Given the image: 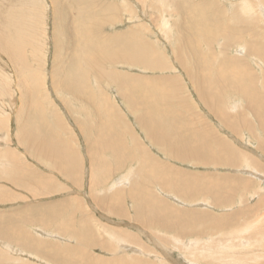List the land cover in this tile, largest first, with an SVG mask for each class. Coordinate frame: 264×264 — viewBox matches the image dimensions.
I'll return each instance as SVG.
<instances>
[{
  "label": "bare ground",
  "instance_id": "bare-ground-1",
  "mask_svg": "<svg viewBox=\"0 0 264 264\" xmlns=\"http://www.w3.org/2000/svg\"><path fill=\"white\" fill-rule=\"evenodd\" d=\"M11 1H13L12 6L6 8V11H3L2 9L5 10V7L0 5L3 15L8 16V20L5 22L0 16V49L9 55L15 64L20 77V89L25 93L23 97L27 104L31 105V110L33 108L38 113L30 117L33 112L31 114L28 112L27 104V108L20 110L21 119L17 122V126L20 128L19 142L33 159L49 166L51 174H55L54 171L59 172L58 174L62 175L65 180L76 184L79 178H82V170L75 149L70 146L69 141L62 139V136L61 138L46 125L43 114L41 115L36 104L42 82L37 76L38 71L33 70L24 55V49L28 47L30 53L32 52V59L34 57V63L41 61L37 52L44 46L43 6L39 0ZM52 1L55 6L53 10L56 21L55 63L59 64H56L59 68H53L52 82L56 90L54 92L55 95L58 94L61 97L62 102H64L63 95L65 93L66 97H70L68 102L71 106H69L75 108V111L70 109L73 112L72 116L85 137L91 163L89 171L90 198L97 206L93 205V208L101 209L106 213V218L118 226L103 224L97 217V223H92L93 220L91 221L89 212L93 210L85 209L81 203L77 205V212L75 207L71 211L74 213H68L69 210L63 211L61 208L63 211L59 212L61 214L52 215V212L50 217L44 216L39 219L40 223L35 224L30 221L29 223L32 222L31 224L34 226L38 224L44 226L47 229L44 232L49 237H43L42 234H37L38 236L31 234L33 238L27 239L30 242L27 245L25 242L27 240L20 235L22 231V233H30L26 229L28 228L26 226H31L29 223H24L25 228L17 233L5 229L4 222L0 219V264H181L172 259L173 252L168 248L175 247V245H171L168 238V240H163L164 245L167 244L165 247H157L159 254L154 257V252L147 247L145 240L147 238L150 242L148 244L156 247L153 233H157V231L179 240L178 242L175 240L177 246L180 241L185 243L184 240L192 238L190 239L192 244L190 243L188 248L197 250L191 249L190 252V255L194 256L191 258V262L194 264H264V165L245 152L234 148L228 141L219 138L220 136L218 137L208 126H205L206 131L200 135L197 132L198 124L201 125L200 120L197 124L194 118L185 113L186 106L181 102L178 93L171 88L173 83H177L175 80L161 77L160 80L150 81V79L146 82H138L135 77L132 78L118 70L125 67L138 68L137 66L146 68V70H154L156 67L151 61V58L155 57V53L151 50L152 46L148 41L142 39L141 35L137 41H133V38L129 42L128 33H116L107 39L110 42L108 45L106 40L102 43L101 41H97L95 44L91 43V32L94 28L97 30L92 18L98 19L100 16L104 18L105 15L104 21L109 25L111 23L109 16H116V6L106 3L104 0ZM159 1L161 7L165 8V5L168 4L170 9L174 6L177 15L183 11L185 18L190 21L187 22L189 28L186 26L185 31L196 36L194 41L197 39L196 43L201 47V50L195 48L196 44L195 46L187 45L188 50L187 46L181 48L179 42L182 41L184 34L176 36L173 24L174 26L170 25L169 28V31L176 36L173 53L177 62L185 70L187 79L195 84L198 96L211 111L209 114L220 122L230 138L238 144L244 142L243 145L241 144V148L245 151H248L245 135L249 133V137L257 139L262 152L260 159L264 160V75L258 79L254 73L257 69L252 71L253 69H249L248 66L254 62L259 68V72L264 73V0H204L201 3L194 0ZM122 5L125 6L122 14L131 12L127 3ZM254 8H259V12L255 15L253 14ZM8 11L10 13L6 14L5 12ZM165 11V17H168ZM94 21L96 24L99 22ZM117 21L119 22V19ZM166 23L168 22L165 18L163 24L167 25ZM103 24L102 26H104ZM181 24L185 23L181 22ZM98 27L101 29V26ZM213 27L215 29L212 31ZM179 30L181 31L180 27ZM210 30L214 35H209ZM142 31L138 32L142 33ZM210 37L212 40L214 37L217 39L220 37L221 40V42L219 40V54L221 53V55H214L213 62H218L223 57L227 68L218 66L216 69V63L213 64L214 66H210L212 62H209V58L213 56L208 57L209 65L207 64L205 57L211 52L205 51L207 54L204 55L203 49L204 46H209ZM104 43L111 50L102 52L100 48H104ZM72 48L73 51H71ZM233 51L238 55L231 56L230 52ZM158 55L161 56L159 53ZM239 68H242V72L238 71ZM245 75L248 76V79ZM106 85L116 89L118 95L122 97L123 104L135 116L138 129L144 133L149 144L157 147L169 160H176L182 164H194L196 167L213 166L217 171L220 170V167L237 169L246 167L247 171L244 173L249 176L220 175V173L219 176H205L203 173V177L197 174L187 175L180 169L172 167L170 161L168 163L167 160V163H164L158 160L157 156L154 157L155 155H152L151 151L149 152V149L143 147L144 144L141 145L134 137L135 134L131 127L125 123L121 111L109 100V96L107 97L102 89ZM93 88H95L96 94L91 90ZM96 97L99 100H96ZM95 100L99 101V104L94 102ZM48 110L61 129L59 121L62 119L56 110L52 109L51 114L49 105ZM70 110L67 109L69 115ZM94 111L100 117L101 127L99 128L94 123L96 121L94 120L95 114L92 113ZM113 114L118 120L116 130L119 134L114 132L117 144L125 145L126 141L123 136H129L132 141L131 146L126 147L129 157L128 160L126 157L127 161L122 160L124 163L121 162L123 165L121 169L126 170L127 162L132 165H130L129 172L122 176V179L118 178L119 180L110 187V183L114 181L113 175L120 170L121 165L114 166L108 164L106 160L107 163H100L97 155L98 151L110 152L113 156L118 153L117 151V153L113 152L116 145H113L112 139L105 135L106 133L103 137L98 135L99 131L107 126ZM195 124H197L195 128L197 131L193 129ZM110 126V131H113L115 125ZM188 126L193 130L189 132ZM193 140L197 141L194 143ZM122 144H119L117 148L119 149L118 155L125 147ZM208 151L210 154L206 156ZM9 153L10 159L8 154L2 156L12 164L17 161V164L12 165L10 170H2L0 181L10 182L13 186L25 187L32 193L36 187L40 188L41 185L43 189H48L45 193L56 192V189L55 192H51L54 191V186L58 187L54 177L36 176L32 170L26 173L25 167L19 165L20 159L17 160L11 156V152ZM124 157L121 156L117 159H124ZM142 163L147 164L145 167L149 164L151 172L144 169ZM25 164L27 163L25 162ZM135 164H138L136 166L139 167L134 168ZM155 167L158 174L155 173ZM164 169L165 171L162 172ZM170 170L173 172L174 175L171 173L173 176L168 174L167 171ZM252 175L256 179H253ZM131 176L134 178L132 184ZM156 190L158 192L161 190L170 199L173 195L186 203L199 202L203 199L205 202L201 206L205 209L206 206H209L224 211L236 203L239 207L236 210L231 208L232 212H224L221 216H214L205 210L202 212L186 208L184 210L175 209L159 196L160 194H156ZM57 191L60 192V190ZM248 194L253 198L258 197L255 205L249 204ZM75 198L74 196L72 202H75ZM127 199L133 213L129 208L128 210L125 208ZM79 200L76 202L79 203ZM88 210L89 212H87ZM78 214L81 219L77 217ZM111 216L118 217L119 223L114 222ZM34 226L32 225V227ZM129 229L137 230L138 233ZM204 239L209 241L205 242L201 248H197ZM13 247L18 248L17 250L29 257L31 256L29 259L35 260L36 263L27 258H18L19 256L13 257L18 260L11 258L10 253L12 249L15 250ZM183 247L185 246L183 245ZM183 247L180 249L185 251Z\"/></svg>",
  "mask_w": 264,
  "mask_h": 264
},
{
  "label": "rangeland",
  "instance_id": "rangeland-1",
  "mask_svg": "<svg viewBox=\"0 0 264 264\" xmlns=\"http://www.w3.org/2000/svg\"><path fill=\"white\" fill-rule=\"evenodd\" d=\"M104 1L106 3H110V4H113L114 6H116L117 13L115 14L116 16H109V19H111V20H109L111 22V23H109V25L106 24L107 22L104 21L105 15H104V18H103V16L98 17V19H95L94 17L92 18V19L96 20V22H98V21L99 22L97 23L98 24L97 25L96 23H94L95 21L93 20V24H94V26L95 25L97 26V30H96V28H94L93 32H91V35H92L91 43L95 44V43H97V41H101V43L105 42V40L107 41L108 38L112 37L116 33H126V34L128 33L127 35L129 36V40H128L129 42H131V39H133V38H134L133 41H137V39L141 35L142 39H145L146 42L148 41V43H150L152 46L151 50L155 53V57H152L151 61L155 64V66L157 68L154 67V70H146V68L143 69L141 66H137L138 68L129 67L130 68L129 69L128 67H125V68H119L118 70L122 71V73H126V74L130 75L132 78L135 77V79H137L138 82H142V81L146 82V81H149L150 79H151L150 81L156 80V79L160 80L161 77L164 79L168 78L170 80H172V79L175 80V82H177V83H173L172 85L171 84H169V85H171L172 90H175L178 93L181 102L184 103V106H186V109H184L185 113L188 116L194 118L196 120L197 124H198V120H200L201 125L198 124V131L195 129L197 124H195V126H193L194 131H197L200 134L203 131L205 132L206 131L205 126L206 127L208 126V127H210V129H212V131L215 134L218 135V137L220 136L219 138L228 141L230 144H232L234 146V148L238 149L239 151L241 150V151L245 152L247 155H249L253 159H257L261 164L264 165V160L260 159V158H262V157H260V154L262 152L259 149V141L252 136L249 137V133H247L245 135V144H247V146H248V149H247L248 151H245L244 149L241 148L242 143L238 144L236 141H234L232 138H230V136L227 135L228 134L227 130L224 129V127L220 124V122L216 118H214L211 114H209V112H211V111L208 109V107L205 105V103H203V101L198 96V94L196 92L195 84L190 79L189 80L187 79V77L184 73L185 70L182 68V66L179 64V62H177V60L175 59V56L173 53L174 52L173 48L175 45V37L177 36V34H182V35L184 34L182 41L179 42V44L181 45V48L182 47L185 48L187 45H191V44H193L195 46V44H196L197 46H195V48L196 49L198 48V50H201L200 49L201 47H199L198 44L196 43L197 39H196V41H194V38L196 36H194L193 33L190 34L188 31L187 32L185 31L186 26H187L186 28H189V26L187 25V22L189 20H188V18H185L186 16L183 14V11H180V13L178 15H181V16H178L174 6H172L173 8L171 7L170 9H169L168 4L165 5V8L161 7L159 0H139V1H137V0H104ZM194 1L200 2V3L202 1L204 2V0H194ZM0 2H1L0 5L2 7H5V10L4 9H2V10L6 11V8H9L12 6L13 1H11V0H8V1L7 0H0ZM39 2L42 4L43 10H44L43 11V13H44L43 14L44 29L42 31V32H44V36H43L44 46L41 47L40 50L37 52V54H38L37 56H39V60H41V61H39L38 63H34V57L32 59V57H31L32 52L30 53V48H28V47H26L24 49V53H25L24 55H25L26 60L29 62V65H31V67H33V70L38 71L37 76H39V78L41 79L40 82H42V85L39 84L41 88L39 89L38 97L36 98V104L38 106V109L40 110L41 115L43 114L45 123L50 128V130L59 134L60 137L62 136L63 137V138L61 137L62 139H66L67 141H69L70 146H72L75 149V153L77 154V157L79 159L80 169L82 170V178H79V176L81 177V174H80L78 176V178H79L78 183L72 184L71 182L65 180V178L62 175H59L58 174L59 172H56L53 170L55 172V174L54 173L51 174L50 173L51 168L49 166L47 167L45 164H41V163L37 162L35 159H33V157L29 155L28 151L20 144L19 137H18V133H19L20 128L17 126V122L19 121V119H21L20 110L23 108L29 107L28 112L30 114L33 112L32 115L27 113L28 115H30V117H33V116L37 115L38 113L33 108L31 110V105L30 104L28 105L27 101H25L26 99L23 97V95L25 93H23L24 90L20 89L21 88L19 86L20 77H19V73H18V70H17L15 64L9 58L10 56L5 54L0 49V173L2 172V170H5V169L10 170L12 165L17 164L16 163L17 161L14 162V164H12V162L7 160L6 157L2 156L5 154H8L7 156L9 158V156H10L9 152H11L12 153L11 156L16 158L17 160L20 159L21 163L19 165L25 167L26 173H29L32 170L36 176L38 175V176L43 177V178L45 176L46 177H48V176L54 177V181L58 185V187L54 186L56 188L53 187L54 191H51V192H55V189H56L55 193H48V192L45 193V191H48V189H46V190L43 189L42 185L40 186V188L36 187L34 189V192L32 193L30 190H28L25 187L22 188V187H18L16 185L13 186V184L10 182L0 181V212H1L0 213V219L2 220V222H4V226L6 227L5 229H9V230H12V232L14 231V232L18 233L19 230H22L23 228H25L26 225H24V223H29L30 221H32L35 224L40 223V222H38L39 219H41L44 216L50 217V213H52V212H53L52 215H54L56 213L59 215L65 210H69L68 213H74L71 211H73L75 209L77 212V210H78L77 205L82 203L85 206L84 207L85 209H89L90 211L93 210L92 212H89V210L87 211V212L91 213V221L93 220L92 223L93 222L97 223L96 222L97 221L96 217H97V218H99L100 222H102L103 224H107V225L110 224V225L118 226L114 223H111L106 218V213L103 212L101 209L96 208L97 206L95 204H93V200L90 198L91 195H90V189H89L90 186L89 185L91 183L89 184V182H90V177H89L90 172L89 171H90V164L91 163H90L89 153H88V149H87L88 148L87 143H86L85 137L83 136L82 131L79 129L80 127L77 125L76 120H74V118L72 116L73 112H71V110L75 111V108L74 107L70 108L71 104H69V102H68L70 97H66L65 96L66 93H65V95H63V101L65 103L62 102L61 97L58 94L55 95V92H54L55 88H54V85L52 82V75L54 72L53 68H55V67L59 68L58 67L59 64L55 63V54H56V50H55V40L56 39L55 38L56 37H55L54 33H55L56 21L54 19V10H53L55 8L54 2L52 0H39ZM123 3H127L128 7L131 9V12L123 13V14L121 13L125 9V6L122 5ZM129 3H130V5H129ZM10 9H9V11H10ZM165 9H166V11H165ZM206 9H207V7H206ZM258 10H259V8H254L253 14L254 15L257 14L259 12ZM9 11L5 12V13L9 14L10 13ZM164 11L166 14H168V17H165ZM3 14L4 13L1 12V10H0V16L2 17V21L5 22L6 20H8V16L5 15L6 16L5 17ZM134 15H136V16H134ZM179 17H180V19H179ZM165 18L167 19V22H168V23H166L167 25L163 24ZM118 19H119V22L117 21ZM181 22L185 23V24H181ZM103 23H105V24H103ZM176 23H177V25H176ZM93 24H92V26H93ZM102 24L104 26H102ZM173 24L175 25V29L173 28V31H174V34L176 36H174V34L169 31L170 25L174 26ZM263 25H264V23H263ZM98 26H101V29ZM179 27H180L181 31L179 30ZM131 28H132V30H130ZM214 29H215L214 27L211 28L212 31ZM129 30L132 32H130ZM175 30H176V32H175ZM211 30L209 31V35H211V34L214 35V33L211 32ZM91 31H92V29H91ZM138 31H142V33H139ZM68 36H69V34H68ZM210 39H211V37H210ZM219 40H220V37L218 39L214 37L213 40L211 39L209 41V46L206 45V46H204V49H203L204 55H206L208 53L207 51H209V53L211 52L210 54L206 55L207 58L205 57V60L208 62V57L213 56L212 58L211 57L209 58L210 59L209 62H212V64H210V66L216 63V65H217V67L215 66L216 69L218 68V66H223V68H227V67H225L226 61H224V59H222L223 57L220 58V60L217 59L218 62H215V61L213 62V60H214L213 58H215L214 55L215 56H216V54L218 55L219 51H220L219 50L220 49L219 44H220L221 40H220V42H219ZM176 42H178V41H176ZM214 42H215V44H214ZM109 43L110 42H108V41L106 42L107 45ZM72 44H74V41H72ZM106 44L104 43V48L103 47H102V49L100 48V50H102V52L107 51V50H111L110 47L107 46ZM210 45L211 46L213 45V46L211 47ZM73 48L71 51H73ZM202 48H203V46H202ZM208 48H209V50H208ZM213 48L217 49V51H214ZM187 50H188V46H187ZM156 51L159 54H161V56L158 55V53ZM184 51H185V49H184ZM230 53H231V56H233V57L238 55V53L235 51L230 52ZM189 54H190V51H189ZM189 54L187 53L188 56H189ZM219 55H221V53ZM209 62L207 63L208 65H209ZM56 64H58V65H56ZM248 66H249V69H253L252 71L257 69L256 72H258V73L254 72L256 74L255 77H257L258 79L263 77L264 73H261V71L259 72V68L256 67V64L254 62H251L250 65H248ZM215 68H213V69L216 70ZM225 70H227V69H225ZM238 71L242 72V68H239ZM257 74H258V76H257ZM259 74L260 75L262 74V75L260 76ZM246 78L248 79V76H246ZM137 80H136V82H137ZM92 86H93V84H92ZM93 89H91V90L94 91V93L96 94L97 92H95V88H93ZM102 89H104L106 96L107 97L109 96L108 97L109 100H111V102L118 108V110L121 111L120 113H121L125 123L127 125H129V127H131L133 133L135 134L134 137L138 139V141L141 145L144 144L145 146L144 145H142V146L145 148L147 147L146 149L147 150L149 149V152L151 151L150 153L152 155L153 154L155 155L154 157L157 156L158 160H160L164 163H167V160H168V163L170 161V165H172V167H175L176 169H180L184 174L187 173V175L188 174H191V175L197 174L199 176L202 175V177H203L204 175L205 176H207V175H209V176H211V175L215 176L216 175L217 176L220 173V175L241 176V177L249 176L246 173H244L245 171H247L246 167H242V168L238 167V169L237 168H229V167H220V170L217 171L215 168H213V166L212 167L206 166V168L204 166L203 167L202 166L196 167L194 164H192V165L187 164V163L182 164L181 162H178L176 160H172V159L169 160V158L165 157V155L157 147L152 146L151 143L149 144V141L147 140L146 136H144V133L141 131V129H138L139 127L136 124L135 116L132 115L129 112L128 108L125 106V104H123L124 102H122L123 101L122 97H120L118 95V93L116 92V89L113 87H109L108 85H106L105 88L103 87ZM231 98H235V97H231ZM96 100H99V99L96 97ZM96 100L94 102H97V104H99V101H96ZM26 104L28 105L27 107H26ZM48 105L50 107L51 114H52V109H54V110H56V113L58 114V116L62 119V121H59L61 124V129L55 123V121L53 120V117L50 116L49 110H48ZM51 105H52V107H51ZM91 108H92V106H91ZM67 109L68 110L71 109L70 115L67 112ZM91 111H92V109H91ZM92 113H93V115L94 114L96 115V116L94 115V117H95L94 120H96V121L93 120L95 125L98 128L101 127V125H100L101 122H99L100 117H98L99 115L97 113H95V111ZM111 116H112V118H111V120L109 119L108 123H111L113 121L114 122L111 124L107 123V126L104 127L105 130L102 128V130L99 131V134L98 133H95V134L101 135V137H103L105 135L109 136V138L112 139L111 142L113 143V145L114 146L116 145V148L114 149L113 152L119 153V149H117V148L119 147V144H122V143L117 144L118 141L115 140V138H114L116 136L115 133L117 135L119 134L118 130H116L117 126H118V124H117L118 120H116V117H114V114ZM102 117H104V116L102 115ZM110 125H115L113 127V131H110L111 130ZM63 127H64V130H62ZM187 129H189V132L191 130H193L189 126L187 127ZM91 130L93 131V129H91ZM61 131H63V132L61 133ZM101 132H103V133H101ZM197 132H196V134H198ZM200 135H202V134H200ZM196 136H198V135H196ZM123 138H124V141H126L125 145L122 144L123 147L125 146L124 148H122V153L124 152L123 154L120 153L118 155V153H117V155L113 156L110 152L108 153V152L98 151L97 156L99 157L100 163H107L108 162V164H113L114 166H116L117 164L121 165L120 170L113 175L114 181H112L110 183V187L112 186V184L115 181L119 180L120 177L122 179V176H125V174L127 172H129V170H130L129 168L131 167L130 165H132L130 162H127L128 166L127 165L125 166L126 170L121 169L123 166L121 164V162L124 163L122 160H126V157L128 160V157H129V153H128L126 147L131 146V143H132V141L130 140L131 138L129 136H127V137L123 136ZM114 140H115V142H114ZM196 141L197 140H195V141L193 140L192 142L195 143ZM243 144H244V142H243ZM110 145H111V143H110ZM127 153H128V155H127ZM209 154H210V152L208 151V154H206V156H209ZM101 155H102V157H101ZM121 156H122V158L125 156L124 159H117V158H121ZM110 158L111 159L116 158V159L111 160ZM105 160L107 162H105ZM25 162L29 166L27 164H25ZM116 162H118V163H116ZM26 165H27V167H26ZM136 165H138V164L133 165L134 168L139 167ZM145 165H147V164L144 163L143 168L147 169L148 171L151 172L150 165L148 164V166H146V167H145ZM153 169H154V167L152 168V171H153ZM156 169L157 168L155 167V173L158 174ZM232 169L235 171H233ZM164 171H165V169L162 172H164ZM167 172L170 175L173 174V172L171 170L167 171ZM203 173H204V175H203ZM16 174H17V172H16ZM26 175H28V174H26ZM134 176H136V175L134 174ZM253 177H252L253 179H256L255 176H253ZM130 182H131V184L134 182L133 176H131ZM57 190H60V192ZM156 192H157L156 194H160L159 196H161L162 198H164V200L169 202L170 205L174 206L175 209L180 208V209L184 210L186 208L187 210H191V211L196 210V211H202V212H204V210H205L206 212L212 213V215H214V216H221L222 214H224V212L230 213V212H232V209L236 210L239 207V206H237L238 204L236 203V204H234V206L231 207L232 209L231 208L228 209L229 211L228 210L223 211V209L220 210L218 208L209 207V206H206V209H205V207L201 206L205 202V201H203V199L200 200V201H202L201 203H200V201L199 202H187L186 203L183 200L177 199L173 195H171V199L168 198L164 194V192H162L161 190L159 192L156 190ZM250 194H251V192H250ZM74 196L76 197L75 198L76 200L81 199V200H79V203H77L75 199H74L75 202L74 201L72 202ZM249 197H250V200L248 199L249 204L251 203L250 205H255L256 201H258L257 200L258 197L253 198V197H251V195H249ZM70 198H72V199H70ZM82 201H84V202H82ZM126 202H125V204L127 206L125 208H127V210L129 208V210H130L131 204L130 203L128 204V199L126 200ZM182 202H183V204H181ZM66 203H67V205H66ZM190 203L192 206L190 205ZM93 205L96 207L93 208ZM55 207H58V208H55ZM61 208L63 209V211ZM97 209H98V211H97ZM207 209H208V211H207ZM210 209H211V211H209ZM39 210H40V212H39ZM48 210H49V213H48ZM50 210H51V212H50ZM54 211H56V212H54ZM59 212H61V213H59ZM94 212H96V213H94ZM31 213H32V215H31ZM92 213H93V215H92ZM1 214H3V215H1ZM4 214H6V215H4ZM94 215H95V217H94ZM77 217H80V215L78 214ZM80 219H81V217H80ZM111 219L114 220V222L120 221L119 218L115 217V216H111ZM126 221H127V219H126ZM31 223H29L31 226H26V227H28L26 229H28V232H30V233H22L23 231L21 232L20 236L25 238V240H27L28 238L30 239L33 235L36 236L37 234H42L43 237H49L48 234L46 232H44L45 230H47L44 226H42L41 224L34 226V224H31ZM32 225L34 227H32ZM35 227H37V228H35ZM42 227H44L43 230H41ZM125 227L128 228V226H125ZM129 230L134 231L135 233H138L137 230H133V229H129ZM99 232H100V230H99ZM31 234H33V235H31ZM153 234L155 236L153 238L155 239V241H156L155 243L157 244L156 247L152 246L151 244H148L150 242L148 241L147 238L145 241H146L147 247L151 251L154 252L153 253L154 257L159 254V250L157 247H159V248L165 247L167 244L164 245L165 242L163 240L169 239L168 242H170L171 245H175V247L171 246L170 248H168L170 251L173 252L172 259L180 262L181 264H194L191 262V258L194 256L190 255V252H191V249L193 251H197V250H195L193 248H188L189 244L190 243L192 244V242L190 241V239H192V238H188V239L184 240L185 243L183 241H180L179 244H181V242H182L181 246H179V244L177 246L176 243L179 240L175 239L173 236H166V234H163L159 231H157V233L154 232ZM26 235H27V237H26ZM170 239H171V241H170ZM208 241H209L208 239L202 240L201 243L197 246V248L198 247L201 248L202 246H204L205 242H208ZM25 242H27V245L30 243L28 240ZM183 245L185 247H183ZM126 246H129V245H126ZM180 247L185 248V251L181 250ZM13 248L15 250L12 249V251L15 254L13 255V252L11 251V253H10L11 258L19 256L18 258L29 259L31 257V256L29 257L26 254H23L21 251L17 250L18 248H16V247H13ZM18 258H13V259L18 260ZM30 261L36 263V261L33 259H31Z\"/></svg>",
  "mask_w": 264,
  "mask_h": 264
}]
</instances>
